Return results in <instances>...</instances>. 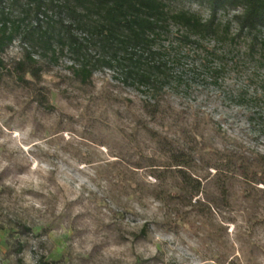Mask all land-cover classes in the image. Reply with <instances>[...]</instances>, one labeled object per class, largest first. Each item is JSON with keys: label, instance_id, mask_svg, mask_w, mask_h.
Returning a JSON list of instances; mask_svg holds the SVG:
<instances>
[{"label": "rangeland", "instance_id": "374dc122", "mask_svg": "<svg viewBox=\"0 0 264 264\" xmlns=\"http://www.w3.org/2000/svg\"><path fill=\"white\" fill-rule=\"evenodd\" d=\"M22 53L15 40L0 69V264H264V184L209 167L264 152V67L228 59L214 84L186 60L183 93L150 117L110 71L81 84L39 58L20 80ZM174 146L197 158L191 200L153 176Z\"/></svg>", "mask_w": 264, "mask_h": 264}, {"label": "trees", "instance_id": "16d2710c", "mask_svg": "<svg viewBox=\"0 0 264 264\" xmlns=\"http://www.w3.org/2000/svg\"><path fill=\"white\" fill-rule=\"evenodd\" d=\"M183 1L208 15L178 6ZM15 40L23 50L16 62L20 80L39 77V58L65 59L81 84L92 82L95 72L110 71L140 94L144 112L154 117L170 106V97L183 93L186 60L192 74L214 84L228 59L232 66L247 58L253 69L264 67V0H0V69L3 52ZM137 122L155 138L157 131L144 119ZM165 154L155 180L161 183L162 174L170 172L177 181L169 194L190 192L193 199L201 190L190 172L195 154L175 146ZM209 167L223 184L235 175L264 184V152L218 158Z\"/></svg>", "mask_w": 264, "mask_h": 264}]
</instances>
